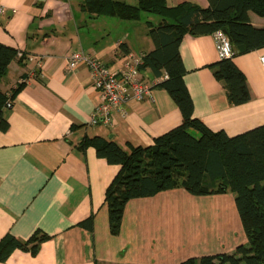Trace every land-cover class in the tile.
I'll list each match as a JSON object with an SVG mask.
<instances>
[{
  "label": "crops",
  "instance_id": "1",
  "mask_svg": "<svg viewBox=\"0 0 264 264\" xmlns=\"http://www.w3.org/2000/svg\"><path fill=\"white\" fill-rule=\"evenodd\" d=\"M83 1L0 0L4 9L0 12V44L26 58L13 61L0 80L5 93L22 80L26 82L12 107L3 110L10 128L0 131V240L6 234L27 240L37 231L50 236L37 254L17 249L0 264H179L191 257L233 253L238 245L233 238L224 241L222 248L207 236L202 241L207 245L200 248L194 242L181 243L172 227L162 229L169 206L162 202L175 192L187 196L183 188L128 201L120 234H111L105 193L120 166L98 157L92 145L81 149L80 143L99 137L112 139L125 149L129 145L148 147L179 126L183 118L168 91L153 88V100H130L125 114L114 112L111 125L91 123L102 98L87 66L75 72L67 69L68 56L84 51L122 70L127 54L120 45L125 44L128 53L150 52L154 44L148 35V22L158 24L161 19L156 23L148 20L140 28L139 22L92 18L82 10ZM167 1L171 6L184 2L209 6L208 0ZM250 20L255 27H264L263 17L250 13ZM179 51L186 68L184 81L194 102V117L211 130H224L230 136L264 124V67L260 60L264 47L234 56L251 94L250 101L242 105L230 104L224 84L214 76L212 65L220 57L213 34H187ZM142 78L151 85L157 80L150 70L142 71ZM225 194L210 196L221 200ZM90 217L92 229L79 226ZM159 231L166 241L159 239ZM127 236L136 246L131 258ZM153 238L166 250V256L162 251L160 257L151 254Z\"/></svg>",
  "mask_w": 264,
  "mask_h": 264
},
{
  "label": "trees",
  "instance_id": "2",
  "mask_svg": "<svg viewBox=\"0 0 264 264\" xmlns=\"http://www.w3.org/2000/svg\"><path fill=\"white\" fill-rule=\"evenodd\" d=\"M208 2V7H202L191 2L171 6L167 0H138L136 5L118 0L83 1L82 10L92 18L138 21L142 12L159 16L158 24L148 22V35L154 48L144 54L140 70L152 72L158 81L153 87L168 91L183 120L148 147L129 145L125 149L112 139L99 137L85 138L79 147L92 145L98 157L120 166L105 193L112 235L120 234L126 204L132 199L177 188L197 196L232 192L247 243L239 245L233 253L191 257L179 264H264V124L230 136L224 130H211L194 117V102L184 81L186 68L179 51L187 34L200 36L224 31L234 54L212 65L214 76L224 84L230 104L249 102L247 78L234 62V56L264 47V27H255L250 20V13L264 18V0ZM120 47L128 53L125 44ZM25 59L18 50L0 44V80L13 61ZM25 84L22 80L10 93L0 89V131L10 128L3 110ZM79 226L92 229V217ZM49 239L41 231L27 240L6 234L0 240V262L17 249L37 254L41 244Z\"/></svg>",
  "mask_w": 264,
  "mask_h": 264
},
{
  "label": "rangeland",
  "instance_id": "3",
  "mask_svg": "<svg viewBox=\"0 0 264 264\" xmlns=\"http://www.w3.org/2000/svg\"><path fill=\"white\" fill-rule=\"evenodd\" d=\"M148 20L155 22L159 20V16L153 13L142 12L140 20L131 22H139L137 26L142 28ZM227 194L228 195H222L220 197L221 200L212 199L210 195L197 196L190 193H188L187 196L177 192L169 195V199L162 202L163 206L169 204L164 213L168 221L164 216L163 226H161L162 229L165 231V226L169 229L172 227L173 232L176 233L181 243H184V245H191V243L194 242L195 246L199 245L200 248H202L201 245H207V243L202 242L207 236L214 238L216 243L222 245V248H224V241L227 243L232 238L238 241L237 247L241 244H246L247 238L243 231L240 216L235 204V195L232 192H228ZM228 196L232 197L233 203ZM229 232L231 233L229 234ZM156 237L158 238L157 235ZM165 238V234L159 231V239L166 241ZM127 239L128 247L130 248L128 258H131L132 252L135 251L136 246L133 238L127 236ZM155 240L156 238H153L152 244H150L149 250L151 254H153L154 257H160L161 255L159 254L162 251V255L166 256V250H164L159 242L157 244ZM121 253L122 252H119V255ZM122 258H125V256H122Z\"/></svg>",
  "mask_w": 264,
  "mask_h": 264
},
{
  "label": "built area",
  "instance_id": "4",
  "mask_svg": "<svg viewBox=\"0 0 264 264\" xmlns=\"http://www.w3.org/2000/svg\"><path fill=\"white\" fill-rule=\"evenodd\" d=\"M4 9L0 8V12ZM216 47L220 59L231 58L234 54L229 36L222 30L214 34ZM22 57L23 53L19 52ZM127 65L122 70H115L94 55L84 51H74L67 58V69L75 72L80 66L89 68L94 88L100 93L102 102L95 108L91 118L92 124L111 125L114 112L125 114V106L130 100L137 102L146 98L153 100L152 89L158 82L148 84L142 78L140 66L143 63L144 54L127 53ZM261 64L264 67V54L261 56ZM22 82V81H21ZM9 101L6 108H11Z\"/></svg>",
  "mask_w": 264,
  "mask_h": 264
}]
</instances>
